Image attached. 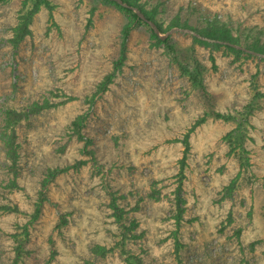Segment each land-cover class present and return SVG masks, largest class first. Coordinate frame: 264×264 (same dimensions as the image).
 <instances>
[{
	"label": "rangeland",
	"instance_id": "rangeland-1",
	"mask_svg": "<svg viewBox=\"0 0 264 264\" xmlns=\"http://www.w3.org/2000/svg\"><path fill=\"white\" fill-rule=\"evenodd\" d=\"M44 1L0 0V264H264V0H130L160 41L112 0Z\"/></svg>",
	"mask_w": 264,
	"mask_h": 264
},
{
	"label": "trees",
	"instance_id": "trees-1",
	"mask_svg": "<svg viewBox=\"0 0 264 264\" xmlns=\"http://www.w3.org/2000/svg\"><path fill=\"white\" fill-rule=\"evenodd\" d=\"M39 2H46L44 0H38ZM124 2H127L128 4L134 6V7H138L140 8L144 14L147 16L148 19L154 21L160 28L161 32L164 33L161 25H159L154 19L153 16L150 14H147L139 5H135L133 4L130 0H123ZM116 3V2H115ZM118 4V3H117ZM128 12H131L133 15V18L139 22H142L143 20L131 9L125 8ZM30 25V16H27L23 19V22L21 24L20 30L16 36V38L14 39V43L15 45H19L21 43V41L24 39L26 33L28 32V28ZM134 28V23L129 22L128 24H126L123 29H122V33H121V47H120V55L118 60L115 62L114 64V69L113 71L108 74L107 76L104 77L102 84L100 85L97 93L98 95H101L103 93H105L110 84L113 81L114 76L116 75V73L118 71H120L122 69V67L124 66V62L127 58V47H128V41L131 37V33L132 30ZM153 31V30H152ZM154 37L157 38L159 41L161 40L153 31ZM203 37L209 40H213V41H217L218 43H223V44H229V35L226 32H220V31H206L205 33H202ZM248 49L245 48H240L239 52L245 51ZM220 116V115H219ZM222 118H226L224 116H220ZM85 120H86V116L85 115H81L79 117H77L72 126H73V132L74 134H76L78 136L79 139L81 140H85V136L83 134V128L85 125ZM205 121V119H200L199 121H197V123L192 127V129L190 131H188L186 134H184L183 138L180 140L184 150H183V156L182 159L180 160V166H179V173H178V182H177V186L176 189L174 191V195H175V215H174V220H175V226L177 229V232L180 231L181 226L184 222V214H185V198H184V191H183V187H184V180H185V170L187 168V160H188V154L190 152L191 149V143H190V134L191 132L195 129V127H197L198 125L202 124ZM8 144H10V154H11V158L13 161L16 160V145L13 142V139L11 137H6L5 139ZM89 154H91L89 152ZM67 169H56L54 171H49V175H50V179L46 180L43 185L42 188L45 189L47 188L48 184L51 182L52 179H54L57 175H59L60 173L65 172ZM0 210H7L6 208H1ZM10 210V209H9ZM175 246H176V250L179 251L182 248V244L180 242V240L178 239V237H176L175 239ZM176 251V252H177ZM22 256V250L20 248L17 249V253H16V257L13 260L12 264H19L20 263V259Z\"/></svg>",
	"mask_w": 264,
	"mask_h": 264
},
{
	"label": "water",
	"instance_id": "water-1",
	"mask_svg": "<svg viewBox=\"0 0 264 264\" xmlns=\"http://www.w3.org/2000/svg\"><path fill=\"white\" fill-rule=\"evenodd\" d=\"M116 3H118L119 5L123 6L124 8H128L133 10L145 23H147L151 29L154 31V33L161 39V40H165L168 36L167 34H164L161 32L159 26L152 20L148 19L147 16L144 14V12L138 8V7H134L130 4H128L127 2H124L123 0H112Z\"/></svg>",
	"mask_w": 264,
	"mask_h": 264
}]
</instances>
